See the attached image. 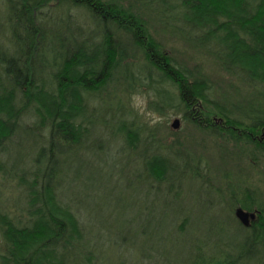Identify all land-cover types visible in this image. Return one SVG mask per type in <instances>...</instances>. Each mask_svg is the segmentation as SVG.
<instances>
[{
  "label": "trees",
  "instance_id": "16d2710c",
  "mask_svg": "<svg viewBox=\"0 0 264 264\" xmlns=\"http://www.w3.org/2000/svg\"><path fill=\"white\" fill-rule=\"evenodd\" d=\"M3 4L11 28L4 39L13 51L0 36V187L12 183L15 198L0 199V264H264V0ZM64 5L57 19L54 12ZM51 21L66 32L52 33ZM51 37L61 51L39 63ZM169 41L188 51L166 50ZM111 92L125 101L115 97L119 116L112 117L119 123L120 152L141 157L131 180L175 202L183 201L185 182L196 186L197 196H218L216 203L203 202L212 212L206 235L190 237L188 206L178 210L173 262L169 255H146L138 242L143 227L118 228L105 241L97 224L81 221L77 204L65 200L64 190L80 173L76 157L92 145V122L85 120L90 95L96 100ZM141 92L154 93L148 108L159 116L178 113L190 134L167 142L154 128L143 132L147 125L137 124L126 101ZM24 139L27 150L9 165L8 147ZM207 150L211 166L202 154ZM236 209L255 218L243 226ZM230 227L242 236L236 243L226 237ZM128 243H136L138 253L113 250Z\"/></svg>",
  "mask_w": 264,
  "mask_h": 264
},
{
  "label": "rangeland",
  "instance_id": "374dc122",
  "mask_svg": "<svg viewBox=\"0 0 264 264\" xmlns=\"http://www.w3.org/2000/svg\"><path fill=\"white\" fill-rule=\"evenodd\" d=\"M66 6L57 8L54 12V16L60 19L62 13L65 11ZM46 12V10H45ZM48 13H51L50 11ZM6 13L3 4V0H0V36L2 43L6 47H10L9 51H13L12 45L4 39V35L10 32V27L4 24L6 20ZM5 25V27H4ZM90 26V24H89ZM53 30L52 33H59L58 36L66 32V29L57 22L55 25L51 21L47 27ZM92 29V28H91ZM90 29V30H91ZM49 51L39 53L38 62L45 63V61H51L56 54L60 53V45L56 42L55 37H51L49 42ZM166 46V50L173 48L177 54L186 53L188 50L186 47L179 43L169 41ZM190 53V52H189ZM195 60V57H193ZM203 61L206 71L208 73H215V69L207 62ZM217 72V71H216ZM115 97L119 98L124 104V98L122 95L111 92L110 94H104L103 96L93 100V95H90L88 102L92 104V111L89 110L85 114V120L92 122L91 139L92 145L86 150H82L79 157H76V167L80 172L75 179V183L72 187L65 189V200H70L72 204L76 203L78 208V217L83 222H89L97 224L99 233L105 239H108L109 234L116 231L118 228L126 232L137 231L140 227H143V236H138L141 242V246L144 252L153 255H159L166 258L169 255V259L172 262L176 258L175 254V220L178 217V210L185 206H188L191 224L188 228V235L205 234V231L210 230V220L212 212L203 207V202L214 200L218 202V196L210 191L208 193L200 192L201 196H197L199 190L196 188L188 187L185 182V187L188 191L184 195L183 201L175 202L174 198L167 197L164 191L148 192L146 189V182L139 179H130L129 175L135 172V169H141L140 162L141 157L137 154L130 157L126 154H121L120 149L123 146V142L118 133L117 127L119 123L112 119L113 116H119V111L116 112L117 101ZM131 97V96H130ZM130 104V99L126 100ZM163 122L158 123L154 127H149L143 117L138 116V122L147 125L148 134L149 128H154L156 138L166 139L167 142L178 137L184 139V136L190 134V128L185 126L178 113L169 112L166 117H162ZM178 119L179 129H171V123L173 120ZM171 133H176L171 134ZM200 139L197 140V146ZM29 142L24 139L20 147L10 145L8 148L13 153L7 163L10 165L16 160V156L20 149L22 151L27 150ZM99 143L101 147H97L93 143ZM195 146V147H197ZM211 144L205 140V147L210 149ZM149 148V147H146ZM149 153V150L147 151ZM209 165L212 164V159L209 154V150L202 153ZM19 156V155H18ZM132 162V164H131ZM208 169V170H207ZM209 172V167L205 166V171ZM2 192L0 193V199H9L10 196L15 198L12 189L13 184L9 182L1 183ZM199 199V204L196 199ZM9 199V202H12ZM164 202H170L167 206H164ZM218 216H222L219 214ZM223 218V216H222ZM234 228L230 227L226 232V237H230L233 243H236L239 238L233 234ZM210 235V234H208ZM225 237V236H223ZM112 238V237H111ZM136 244V243H135ZM135 244L128 243L127 245L118 248L113 247L115 252L123 251L124 255H131L138 253V247ZM140 246V247H141ZM158 264H165L160 259Z\"/></svg>",
  "mask_w": 264,
  "mask_h": 264
},
{
  "label": "clouds",
  "instance_id": "9594fccd",
  "mask_svg": "<svg viewBox=\"0 0 264 264\" xmlns=\"http://www.w3.org/2000/svg\"><path fill=\"white\" fill-rule=\"evenodd\" d=\"M150 99H155V95L152 92L145 93H133L130 97V106L138 116L144 118L149 127H154L158 123L163 122V118L154 111L148 108Z\"/></svg>",
  "mask_w": 264,
  "mask_h": 264
},
{
  "label": "water",
  "instance_id": "95a60500",
  "mask_svg": "<svg viewBox=\"0 0 264 264\" xmlns=\"http://www.w3.org/2000/svg\"><path fill=\"white\" fill-rule=\"evenodd\" d=\"M179 124L180 122L178 119L173 120V122L171 123V129L174 131L178 130ZM235 217L243 226H248L250 221H252L255 218V214L245 212L242 209H236Z\"/></svg>",
  "mask_w": 264,
  "mask_h": 264
}]
</instances>
